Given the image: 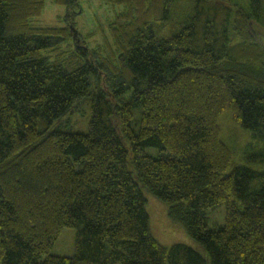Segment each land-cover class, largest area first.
<instances>
[{
    "label": "trees",
    "instance_id": "trees-1",
    "mask_svg": "<svg viewBox=\"0 0 264 264\" xmlns=\"http://www.w3.org/2000/svg\"><path fill=\"white\" fill-rule=\"evenodd\" d=\"M46 1L0 0V264H264V0H102L95 47L81 0L36 26ZM152 201L196 246L157 239Z\"/></svg>",
    "mask_w": 264,
    "mask_h": 264
},
{
    "label": "rangeland",
    "instance_id": "rangeland-1",
    "mask_svg": "<svg viewBox=\"0 0 264 264\" xmlns=\"http://www.w3.org/2000/svg\"><path fill=\"white\" fill-rule=\"evenodd\" d=\"M80 4L82 13L75 20L77 31L81 35L80 37L90 47L102 44L104 42V37L110 36L109 22L114 20L118 10H115L114 7L107 6L102 0H81ZM66 14L67 10L64 6L54 4L47 0L42 15L34 19L33 23L36 26L42 27H63L66 26L64 21ZM81 45H83V42H81ZM90 113V109L85 108L73 117L76 130H88ZM221 124L224 133L223 138L228 143H236V145L240 147L250 141V135L239 130L232 122L230 116H224L221 120ZM151 211L155 229L154 232L156 231L155 234L158 235L157 239L162 244L186 243L196 246L180 227L168 222L161 204L152 201ZM222 211H225L224 207L215 215V218L219 219V223H223L224 220ZM75 240L76 230L73 228H65L54 245L51 254L72 257L75 251Z\"/></svg>",
    "mask_w": 264,
    "mask_h": 264
}]
</instances>
